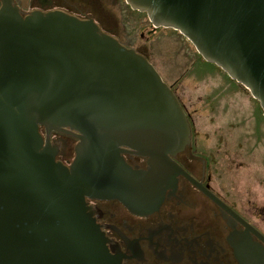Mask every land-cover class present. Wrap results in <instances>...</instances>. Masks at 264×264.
Returning a JSON list of instances; mask_svg holds the SVG:
<instances>
[{"label":"water","instance_id":"1","mask_svg":"<svg viewBox=\"0 0 264 264\" xmlns=\"http://www.w3.org/2000/svg\"><path fill=\"white\" fill-rule=\"evenodd\" d=\"M0 1V264H121L86 199L150 214L179 177L232 214L174 161L191 126L146 58L92 19L23 16L14 0ZM123 1L186 39L264 113V0ZM53 133L78 141L70 168L57 162ZM125 154L146 159L147 170ZM235 238L241 264H264L262 249Z\"/></svg>","mask_w":264,"mask_h":264},{"label":"flooded vegetation","instance_id":"2","mask_svg":"<svg viewBox=\"0 0 264 264\" xmlns=\"http://www.w3.org/2000/svg\"><path fill=\"white\" fill-rule=\"evenodd\" d=\"M58 4L53 0H39L38 8L33 12H64L82 20L94 17L89 10L72 6L67 1H63L64 6L60 2ZM69 5L73 9H67ZM13 6H17L23 16L32 13L24 12L18 0H14ZM147 24L148 28L144 30L150 37L159 30L165 31ZM98 26L119 42L111 31ZM141 38H145L143 33ZM130 39L128 37L127 42L119 43L149 61L146 53L134 48L133 40ZM169 87L185 111L192 132L189 146L174 161L232 214L211 200L190 180L179 177L177 186L166 192L162 206L150 214H135L118 201L86 199L92 220L107 241L110 256L121 264H241L236 250L240 244H237L235 237H241L249 245L264 251V204H245L224 189L223 183L215 175L214 166L218 156L208 153L202 139L195 137L190 114L173 88ZM41 133L45 138L44 130ZM51 144L60 149L57 162L70 168L76 158L78 141L70 136L53 133ZM123 158L131 168L147 170L146 159L131 154H125ZM243 223L249 226V230Z\"/></svg>","mask_w":264,"mask_h":264},{"label":"rangeland","instance_id":"3","mask_svg":"<svg viewBox=\"0 0 264 264\" xmlns=\"http://www.w3.org/2000/svg\"><path fill=\"white\" fill-rule=\"evenodd\" d=\"M18 1L26 13L38 8L39 0ZM53 1L57 6L58 2L64 6L63 1H67L89 10L94 14L92 20L111 31L119 42L132 38L134 48L146 53L164 82L180 98L190 114L195 137L202 139L208 153L218 156L215 175L224 189L245 204H264V139L256 131L252 105L255 101L248 92L237 88L215 66L203 62L178 33L159 30L148 36L144 30L148 28L147 18L131 11L123 0ZM70 5L69 10L73 9Z\"/></svg>","mask_w":264,"mask_h":264},{"label":"trees","instance_id":"4","mask_svg":"<svg viewBox=\"0 0 264 264\" xmlns=\"http://www.w3.org/2000/svg\"><path fill=\"white\" fill-rule=\"evenodd\" d=\"M223 74V73H222ZM224 75V74H223ZM238 86V85H237ZM237 88L244 90L242 87L238 86ZM229 91V90H228ZM245 91V90H244ZM247 92V91H246ZM226 93V92H225ZM228 96V94L226 93ZM224 97V95H223ZM252 105L254 107V118L256 120V131L258 133V136L264 139V117L258 108V104L256 102H252Z\"/></svg>","mask_w":264,"mask_h":264}]
</instances>
